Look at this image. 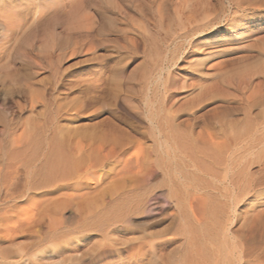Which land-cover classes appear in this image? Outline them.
<instances>
[{
	"label": "rangeland",
	"instance_id": "1",
	"mask_svg": "<svg viewBox=\"0 0 264 264\" xmlns=\"http://www.w3.org/2000/svg\"><path fill=\"white\" fill-rule=\"evenodd\" d=\"M71 1L0 0V254L126 264L154 241L151 264H190L212 227L207 248L264 264V1ZM36 4L56 8L48 24H32ZM174 126L196 149L168 140ZM100 134L118 155L88 153ZM54 144L79 164L72 190L34 189Z\"/></svg>",
	"mask_w": 264,
	"mask_h": 264
},
{
	"label": "bare ground",
	"instance_id": "2",
	"mask_svg": "<svg viewBox=\"0 0 264 264\" xmlns=\"http://www.w3.org/2000/svg\"><path fill=\"white\" fill-rule=\"evenodd\" d=\"M69 1L70 0H68V2ZM249 1H251V0H249ZM258 1H261V3H262L264 0H257V2ZM255 2H256V0H255ZM70 3H71V5L70 4L68 5L66 3L68 5V7L69 6H73V4H74L73 3V0ZM252 3H253V1H252ZM261 3L260 4L257 3V4L258 5H261ZM239 4H240V2H239ZM254 4L257 5L256 3H254ZM255 5H253V6H255ZM34 7H33L34 10L31 11L32 12V16H31L32 19L31 20H32V24L35 23L38 26H39L40 23L41 24H45V23L48 24V22H50V20L53 18L54 14H55V11H56V8L55 9H50V8H47L46 6L43 7L42 5H37L35 8ZM3 12H4V7H3V5H0V14H2ZM191 131L189 129L188 130H182V129L178 128L177 126L176 127L174 126L172 129H169L167 127V131H164L163 133H165V135L168 136V140L169 141L173 142L177 146H180L181 148L182 147L184 148V145L185 146H188V150L191 151L192 148L193 149H196V147L199 144L198 140L201 139L198 136L197 137H194V135L192 134ZM160 132L161 131H159L158 134L161 136ZM100 135H101L100 138H99V142L100 143L98 144L97 149H96V147H94L96 145H91V147L89 148L88 153L91 151L90 153L96 154L95 152L98 150L97 153L98 152H104L105 153L104 155H105V157H107V159H108V156L114 157V156L118 155L119 152H120V149H119V145H118L119 142H118L117 137H115V135L113 137H110V136L108 137V135L107 136H102V134H100ZM108 140H110L111 142L109 143L108 149L104 150V146L107 144L106 141H108ZM61 141H63V140L61 139ZM205 141L206 140L204 139V142H202V143L205 144V143L208 142V141L207 142H205ZM20 143H21V141L20 142L18 141L17 142V145L18 144L20 145ZM58 143H62V142H58ZM21 144H23V143H21ZM20 146L18 148L15 147L16 148L15 149V152L10 155L9 163L7 164V166L5 168V177H4L3 181H2L3 183H7L8 184V186H7L8 187V190L6 191L5 194H8V193L10 194L9 187L12 186V183L15 181V179H13V177L11 176L12 169L15 168L16 171H13L14 172L13 174L15 175V174H17L16 172H17V170H19V168H24L25 167L26 162H27V161H25L23 159V155H24L25 147L26 146L23 145L21 148H20ZM54 146H56V147L53 148L49 152V155H47L46 162L44 164V168L42 167L43 170L42 169H39V170H37L34 173V176L33 177H35L36 179H33V181L35 182L33 184V186H35L34 189H36V190H39V189H42V188H45V187H49L52 184H57V183L58 184H65L66 189L68 187V188H71V190H72V189H74V188L77 187V185H76L77 183L74 184V185H71V184L70 185H66V184H69V182H71L74 179L75 174H77L79 172V166H78L79 164H77L78 162H76L75 160L72 159L70 153L68 151H65V147L64 146H62L60 144L59 145H55L54 144ZM35 149H37V148L35 147ZM81 150H82V148L79 151H81ZM76 153H78V152H76ZM136 161H138V159ZM128 164L129 163H125L123 169L121 171H119V172H122L128 166ZM112 170L113 171L115 170L114 167H113ZM119 172L117 174L113 172V176H118ZM15 176H17V175H15ZM73 196L74 195H72V196L70 195V198L73 197ZM5 199L6 200L7 199H10V196L9 195H5ZM135 206L137 207L138 210L142 208V204L141 203L138 204V205H135ZM130 210H128V211H130ZM114 211H116V210H114ZM125 213H126L125 211L124 212L122 211V213L115 214V215L113 213L112 216H114V217L116 215L117 216L115 218L113 217L114 218V219L112 218L113 220H110L109 218H111V217L108 216L107 219L110 220V222H108V223H111L112 224L115 221H117V222L119 221V223H120L121 220H124L123 219V216L125 215ZM111 224L106 225L105 226V229H107L108 227H110ZM20 226L21 225H19V227ZM105 229H103V230H105ZM195 231L197 232V230H195ZM214 233H215V229L212 228V227H205L203 229H198V232L197 233H193V236H191V238H192V244H195V246L192 248V251H190L191 252V255L189 257H191V258H189L190 259V262L189 263L190 264H241L240 262L244 258L242 259L241 257H238L237 260H236V262H235L234 261L235 259H232V257L229 255V253L226 252V251H224V248H221V247L220 248L219 247L217 248V247H213V246H210L209 248H207L206 245H205L206 243L205 244L201 243V241H200L201 239H206L207 238L208 240H212L213 239L212 237L214 236ZM104 237H106V236H104ZM107 238H105V240ZM110 240L113 241L115 239L113 238V239H110ZM65 243H66V240H65ZM110 243L113 244L112 242H110ZM164 243H162V244H164ZM55 244H57V243L55 242ZM69 245H71V244L69 243ZM146 249H148V252L144 251L145 250V247H141V246H139L138 248H136L134 250L131 249L130 254L132 253L131 254L132 256H130V257H133V260H130L126 264H146L147 262H148V264H151L153 262V260H155L156 257H157V252H155V250L157 249V246L154 244V241L153 242H149L147 244V248ZM15 253H17V252H15ZM11 258L12 257H9L7 254H3V253L0 254V264H30L29 263V260L28 259H24L22 256H18L19 260L17 259L16 255H15V257L13 255V259H11ZM14 258H16V260H14ZM233 258H235V257H233ZM186 260H188V258H186ZM244 264H247V262L244 263Z\"/></svg>",
	"mask_w": 264,
	"mask_h": 264
}]
</instances>
